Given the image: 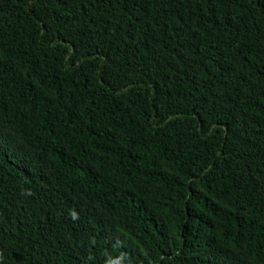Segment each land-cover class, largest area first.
I'll list each match as a JSON object with an SVG mask.
<instances>
[{"label":"trees","instance_id":"obj_1","mask_svg":"<svg viewBox=\"0 0 264 264\" xmlns=\"http://www.w3.org/2000/svg\"><path fill=\"white\" fill-rule=\"evenodd\" d=\"M0 264H264V0H0Z\"/></svg>","mask_w":264,"mask_h":264}]
</instances>
